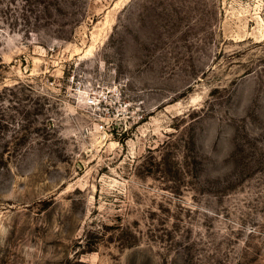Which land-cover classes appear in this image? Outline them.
<instances>
[{
  "label": "rangeland",
  "instance_id": "obj_1",
  "mask_svg": "<svg viewBox=\"0 0 264 264\" xmlns=\"http://www.w3.org/2000/svg\"><path fill=\"white\" fill-rule=\"evenodd\" d=\"M0 264H264V0H0Z\"/></svg>",
  "mask_w": 264,
  "mask_h": 264
},
{
  "label": "built area",
  "instance_id": "obj_2",
  "mask_svg": "<svg viewBox=\"0 0 264 264\" xmlns=\"http://www.w3.org/2000/svg\"><path fill=\"white\" fill-rule=\"evenodd\" d=\"M76 94H82L80 95V102H82V104L86 105L87 107H95L97 109V113H98V118L102 121V122H106L109 125H112L113 122V117L110 116V111L108 109H105L104 107H102L101 105V99L98 98L96 95H94V93L91 91H89V93H86L85 96L83 97V91H80V88L78 87L76 90ZM99 131H104V126L99 125L98 127Z\"/></svg>",
  "mask_w": 264,
  "mask_h": 264
}]
</instances>
